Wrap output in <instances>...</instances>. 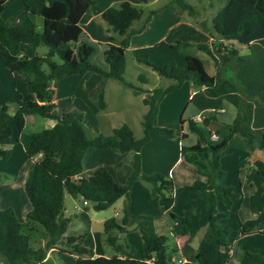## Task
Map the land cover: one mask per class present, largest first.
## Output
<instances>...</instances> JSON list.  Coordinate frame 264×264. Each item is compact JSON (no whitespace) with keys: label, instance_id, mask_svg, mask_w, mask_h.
Listing matches in <instances>:
<instances>
[{"label":"trees","instance_id":"obj_1","mask_svg":"<svg viewBox=\"0 0 264 264\" xmlns=\"http://www.w3.org/2000/svg\"><path fill=\"white\" fill-rule=\"evenodd\" d=\"M7 1L0 0V53L7 68L26 77L35 99L21 98L13 115L9 113L6 101L0 103V158H10L15 139L23 144L29 158L38 155L40 158L35 160L25 182L31 203L27 221H20L12 207L0 209L2 264H56L46 256L49 250L59 246L62 251L74 253L77 264H173L169 236L155 231L153 217L131 212L130 191L136 180L149 183L152 193L159 196L161 204L175 221L174 233L190 240L206 228L195 254L196 264H227L231 259L232 244L228 241L229 229L218 222L225 213L219 212L217 202L221 198L231 205L238 194L233 187L222 183L225 170L221 157L230 151L228 142L234 134L264 151V0H227L212 19V29L221 39L218 45L215 41L171 44L178 50L194 45L207 52L215 63L214 74L208 73L202 59L192 54H186L184 68L174 61L157 64L144 59L160 76L172 82L147 90L144 103L148 110L142 120V136L135 135L127 123L115 128L111 135H89L83 112L72 110L57 114L52 99L59 80L73 74L101 75L95 92L102 108L106 106L104 87L110 78L133 87L136 92L143 91L125 79L126 51L132 35L143 31L159 9L150 11L144 18V10L129 0L107 7L101 16L109 31L122 36L116 43L113 39H93L81 25L83 15L95 0H20L24 10L13 22L2 18ZM141 1L147 3L150 0ZM175 1L182 10L190 9L192 14L196 13L194 6L185 0ZM168 7H174V4ZM37 15L43 18L42 29L34 20ZM136 22H139L138 26H134ZM203 25L207 29L206 20ZM224 40L237 41L247 52L242 54L241 49L230 48ZM24 44L34 49L31 55L23 53ZM41 46L48 50L40 53L38 48ZM186 80L192 81L198 89L191 101L202 109L221 107L226 99L237 108V115L227 125L228 134L218 140H212L211 134L203 129L210 124L212 115L205 116L201 122L188 119L190 130L197 134V141L192 145L183 144L181 152L185 160L196 165L203 178L182 187L195 194L189 198L194 210L176 214L171 210L177 189L173 178L163 173H145L141 167L140 150L150 139L151 130L174 136V129L157 125L159 104L167 93L179 88ZM242 90L247 93V100ZM30 114L56 122L40 131L25 132L26 116ZM181 122L185 120L182 118ZM182 137L186 139L187 134L183 133ZM89 147L134 150L132 172L127 182L118 183L106 167L85 175L83 156ZM242 171L255 187L249 202L258 215L241 223V235L264 233V230H257L258 226L264 225V160H249ZM1 176L0 172V180ZM67 193L92 201L95 210L106 209L122 198V217H110L104 221L106 240L120 252V234L138 229L142 238V257H123L119 253L88 256L90 250L83 244L84 234L66 235L72 220L65 214ZM36 222L42 224L48 233L43 247H34L30 242ZM239 264H264V255L246 251Z\"/></svg>","mask_w":264,"mask_h":264},{"label":"rangeland","instance_id":"obj_2","mask_svg":"<svg viewBox=\"0 0 264 264\" xmlns=\"http://www.w3.org/2000/svg\"><path fill=\"white\" fill-rule=\"evenodd\" d=\"M97 4L93 6L90 14H94L95 18L91 25L87 26L90 33L95 37L100 39L111 40L114 37V41L119 43L122 36L115 31L107 30V23L101 16L99 12L100 9L109 3L110 6H118L123 0H97ZM227 0H185V2L194 6L197 10L195 14L191 13L190 9L182 10L175 0H150L147 3L141 0H136L132 2L137 7L144 10V18L147 17L150 11L154 9H159V15L155 17L152 15L151 20L147 26V30L144 33L136 35V39L128 47L126 51L127 66L125 71V79L128 82L133 83L136 87H141L143 91L136 92L135 89L117 79L110 78L104 87V99L106 106L104 108L100 107L98 103V95L95 96V101L86 98L84 111L86 113L85 126L89 135H95L97 130L103 132L98 134L111 135L113 130L120 127L122 124H129L135 135H143V125L142 120L144 114L148 110V106L144 103V97L147 95V90L155 86H167L172 81L170 79L164 78L158 74L156 70L153 69L151 65L144 61L147 58L152 63L162 64L174 61L179 67H186V54H192L198 56L202 59L205 69L208 73H215V63L212 57L205 52L197 48L196 46H189L186 48L170 49L165 45V41L169 42L174 39L175 35L178 37L184 35V26L187 24L192 28L202 29L205 31L209 37H212L208 41V36L204 34L203 31H193L189 30L190 35H195L198 37V42H212L215 41L216 45L219 39L212 29V19L214 15L223 7ZM15 2H21L19 0H9L7 3V9L2 13V18L6 21H17L15 18L16 5ZM174 4V7H168L170 4ZM176 15L179 16L176 20H171L168 16ZM90 17L88 14L85 21ZM35 22L39 25V29H42L43 18L41 16L34 17ZM206 20L207 29H204L203 21ZM139 22L135 23L138 26ZM190 27V28H191ZM98 41H101V40ZM180 39V38H178ZM195 39V38H194ZM97 40V39H96ZM175 39L173 42H177ZM225 44V43H224ZM227 46L230 48H238V43L226 42ZM48 50L46 46H41L38 48L40 53H45ZM246 49H241V53H246ZM2 59L0 53V61ZM4 69L0 70V103L6 101L9 106V113L11 115L15 114L18 110V101L23 99H33L35 95L29 91L28 82L24 75L19 72H12L3 63ZM94 77L90 80H101L99 73H94ZM99 77V78H98ZM95 78V79H94ZM86 80V79H83ZM17 81V82H16ZM99 84L96 86L98 87ZM242 95L245 100L248 99L246 92L242 90ZM174 94V93H173ZM177 94V93H175ZM174 94V95H175ZM171 95V96H174ZM172 97H167L165 102ZM181 107L178 110L177 118L173 122L175 129L180 130L182 126L181 117L185 120L184 126L185 130L189 133L191 138H197V134L192 132L189 128V121L191 115L195 113L194 104L187 102L184 98L180 101ZM60 109H72L74 105H70L68 101L63 102ZM226 112L223 114L211 113L213 116V122L211 126H203L206 133L211 131L215 132L218 130L220 134H224L228 131L227 125L231 123L237 114V108L229 101L225 102ZM62 111V110H60ZM72 111V110H69ZM205 116V115H204ZM207 116V115H206ZM37 119L32 118L28 120L25 126V132L40 131L44 128L50 127L49 123L51 119L43 117L41 115L35 116ZM99 124V128L97 126ZM173 129V128H172ZM236 139L232 140L229 144L230 148L234 149L230 151L227 155L239 156L240 144L238 140L242 138L236 135ZM243 140V139H242ZM242 142V141H241ZM187 143V142H186ZM235 145V146H234ZM251 146V144H249ZM228 146V147H229ZM253 150L256 152V145H252ZM0 147L2 145L0 144ZM235 147V148H234ZM40 155L35 158H29L26 155L23 145L15 147V155L11 159L0 158L1 165V180H0V209H6L12 207L17 212V217L20 221H27V211L31 208V203L28 199L25 182L28 177L29 170L33 167L35 160L39 159ZM227 159L224 164L223 169L225 170V176L222 179V183L227 186L234 188V191L242 199V190L240 186V179H246L245 175H242L239 171L238 166H236V161H229ZM246 164V163H245ZM244 164V165H245ZM194 168L197 167L191 163ZM243 165V166H244ZM179 170L176 169V173ZM181 189L180 192H183ZM188 192V191H185ZM176 193V191H175ZM239 199L235 200V204L240 202ZM82 197H78L76 200L68 194V212L67 215L71 216L72 220L69 225V229L66 233L67 236L70 235H80L84 234L85 238L83 244L88 247L91 251H98L105 256H111L119 253L113 245H110L106 240V234L104 232V220L110 217L121 218L123 215V199H119L112 205L103 210H95L93 208V202L88 201L84 203ZM219 201V212H224L225 215L219 219V224L225 228L229 229L228 241L233 245L234 252L232 255V260L229 264L239 263L240 255L244 248L248 251L256 253H264V233L256 232L253 235L246 237H241L240 223L237 216V205L234 208H230L221 198ZM249 206V203L246 204ZM245 212V211H244ZM249 212V211H248ZM248 212H245L248 214ZM244 214V213H243ZM244 216V215H243ZM246 217V216H245ZM206 228H202L195 241H200V239L205 234ZM169 236V242H173L174 238L167 232ZM48 239V233L45 227L36 222L35 230L32 232L31 244L34 247H43ZM126 242L138 243L141 242V234L138 229H136V235L128 237L124 234H120L119 243L124 247ZM61 246L56 248L53 252L48 255L49 259L56 264H77L76 255L67 251H62ZM260 253V254H261Z\"/></svg>","mask_w":264,"mask_h":264},{"label":"crops","instance_id":"obj_3","mask_svg":"<svg viewBox=\"0 0 264 264\" xmlns=\"http://www.w3.org/2000/svg\"><path fill=\"white\" fill-rule=\"evenodd\" d=\"M8 1H7V3H8ZM129 1L136 2V0H129ZM97 2L98 1L95 0V3L91 6L90 10L83 15V17L81 19V25L88 31V33L90 34V36L93 39L99 40L100 38L92 35V33H90V31L87 27V26L91 25L94 21L95 15L94 14L91 15L90 12L92 11L93 6H95L97 4ZM14 4L16 5L15 18L18 20L19 15L24 10V5L22 2H21V4H19V2H15ZM110 5H111V3L104 5L100 9L99 12L102 14V12L107 7H109ZM7 7H6V9H7ZM158 13L159 12L154 14L155 17H157L159 15ZM88 14L90 15V17L85 21V18L87 17ZM168 16L170 17V19L172 21L173 20H176V22L178 21L177 18L179 16L176 15V18L173 17V15H171V14H169ZM149 21L147 22L143 31H141L139 33H135L132 35V37L130 39V45L132 42L135 41L136 35L144 33V31L147 30V26L149 24ZM134 26H135V24H134ZM184 27H185L183 29L184 35H181L182 37H178V34H177V35H175L174 39H172L171 41H169V42L165 41V45L168 46L170 49H174L171 47V44H175V42H173L175 39H177L178 41H185V42L188 41V42H192V43L199 41L197 39L198 37H194L195 35H190L189 30L191 29L193 31L199 32V30L203 31L202 29L197 28V30H196V28H192L188 24ZM107 30H108V27H107ZM203 32L205 35L208 36V34L205 31H203ZM112 38L114 40V37H112ZM178 38H180V39H178ZM210 38L212 39V37L208 36V41L211 40ZM100 40L101 41H109L108 39H100ZM216 40L218 42L221 41V39H216ZM200 42H202V41H200ZM226 42H230V41L224 40L225 45H227ZM231 42L238 43L237 41H234V40ZM238 45L239 46H237V47L239 49L243 48L241 44L238 43ZM22 49H23V53L28 54V55H31L34 52V49L27 44H24L22 46ZM3 61H4V59H3ZM3 63H5V62H2V60H1L0 61V70L4 69ZM186 65H187V62H186ZM93 75H94V73H91L88 75L73 74V75L66 76V77H63L62 79H60L58 84L55 87L54 96L52 99V102L55 104L54 111L57 114H62L64 112H68L69 110H77V111L83 112L84 113V122H85L86 113L83 109L84 107H82V106L86 105L85 100L87 97H89L90 99H93L95 101V96L98 95L95 92V89L97 88L96 86L98 84H100V81H101V80H90L91 77H94ZM101 78L102 77H100L99 79H101ZM83 79H86V80H83ZM197 90L198 89L194 86L192 81L186 80L183 82V84L179 88L167 93L163 97V99L161 100V102L159 104V111H158V116H157V125L163 126V127H168V128H173L175 131V134H174V136H166V135L159 133L155 130H151L150 131V139L142 146V148L140 150L141 167L145 173H147V174L163 173V174H167L173 178L177 189H176V193H175V202H174L171 210H172V212H174L176 214H184V213H186L187 210H194V207L189 203V198L194 197L195 194H193L192 192L185 190V189L183 192H180V190L183 189L182 188L183 186L191 184L193 181H195L197 179L203 178V176L198 172V170H196V168H194V166H192L190 162H188L187 160L184 159L182 152H181L183 144L192 145V144L196 143L197 138L196 139L191 138L189 133L185 130V126H184L185 124L184 123H182L180 130L172 127L175 118H177L176 117L178 114L177 112H178L179 108L181 107L180 101L184 98L187 102H191L194 104L195 113L193 115H191L190 118H195L199 114H202L203 116L209 115L211 113L223 114L226 112L225 102L228 101V100L224 99L221 107H218V108L209 107V108L202 109L200 106H198V104L191 101L193 95L196 93ZM94 93H95V96L93 95ZM173 93L174 94L177 93V94L174 95ZM171 95H174V96H171ZM169 96L172 98H170L168 100V102H165V100ZM246 96H248L247 93H246ZM33 99H35V98H33ZM66 101H68V103L70 105H74L75 107H72V109H60L61 104L63 102H66ZM60 110H62V111H60ZM35 116L36 115H33V114L27 115L26 116V124L28 123V120L31 118L33 120H36L37 118ZM46 118H48V117H46ZM48 119H51V118H48ZM181 119H182V117H181ZM213 120L214 119H212L210 124L208 125L209 127L211 126ZM55 122H56L55 119H51L49 126L50 127L53 126L55 124ZM97 126L99 128V124H97ZM24 131H25V129H24ZM101 132H103V131L98 129L97 133H95V134H98ZM218 132H219L218 130H216L215 132L211 131L210 134L216 133L220 138H222L228 134V131L224 134H220ZM183 133L187 134L186 139H183V137H182ZM236 135H238V134H234L230 138V140L228 142V146L232 140L236 139V137H237ZM242 139L238 140V141H240L239 142V144H240L239 156L234 157V156H232L233 155L232 154L231 156L228 157L227 154L230 151L234 150L233 148L231 149L229 146L228 148L230 149V151L228 153H225L221 157V164H222V167H224V164L226 163L227 159H231L229 161H232V162L236 161L235 164H236V166H238L240 173L242 175H245L244 172L242 171L243 165L247 161L253 160L256 158L264 160V151L261 150L260 148H258V146H256V152H255L252 148L253 147L252 145H254V144H251V146H250L249 145L250 143H248L244 138H242ZM21 144L22 143L20 141H17L16 139L14 140V143L11 145L12 154H11L9 159L14 157L15 147H19V145H21ZM134 154H135L134 150L119 151V150L113 149L111 147H89L83 156L84 174L86 175V174H88V172H90L94 169H97L99 167H106L118 183L124 184L127 182L128 178L132 172V160H133ZM178 167H179V170L176 173V169H178ZM0 170H1V165H0ZM240 186H241V190L243 192L242 193V195H243L242 199L240 200V196L238 195V197H236L233 200V203L231 205H228L227 203L226 204L228 206H230V208H234L237 205L236 213H237L238 220H239V223L241 226L242 222H244L250 218L256 217L258 215V211L255 208H253L249 202V197L255 191V187L252 186L246 179H240ZM185 191H188V192H185ZM69 195H71V194H69ZM67 197H68V193L66 194V198H65V204H66L65 214L66 215L68 212V203L66 202ZM71 197H73L75 200L78 198V197H74L72 195H71ZM236 199L240 200V202H238L237 204H235ZM85 201H84V203H85ZM247 203H249V206H246ZM217 207L219 210V201L217 202ZM130 209L134 215H147V216L153 217L154 229L157 233L167 235L168 234L167 232H169L170 235L173 236L174 241L171 243L169 242V244H170L169 254L172 258L173 264H196L194 258H195V254L197 252L198 245L200 243V241H198V242L195 241L198 233L194 237H192L190 240H188L187 236H182V235H178V234L174 233L173 232V228L175 225L174 219L171 217L170 212H168L165 209V207L161 204L159 196L154 195L152 193L151 187H150L149 183H147L146 181L136 180L133 183L131 191H130ZM244 211L245 212L249 211V212L247 214ZM27 213H28V211H27ZM16 214H17V212H16ZM67 216H69V215H67ZM68 229H69V227H68ZM257 230H264V225L262 224V225L258 226ZM253 234H255V233H253ZM253 234H249V235H253ZM126 235L128 237L136 235V229H132ZM249 235H242L241 237H246ZM141 243H142V238H141V242H138L137 244L133 243V242H128V245L125 244V247L122 245V249L119 252V255L123 256V257L141 258L142 257L141 253H140ZM54 250L51 249L47 252V256H46L47 259H49L48 255L50 254V252H53ZM246 251H248V249L244 248L243 252L240 255V259H239L240 261L243 258ZM233 252H234V248L232 245L231 259L227 264H229L231 262ZM261 254L264 255V253H261ZM100 255H103V254L99 253L98 251L93 252L91 250L88 254V256H92V257H96V256H100ZM0 264H2L1 256H0ZM36 264H38V263H36ZM235 264H239V263H235Z\"/></svg>","mask_w":264,"mask_h":264},{"label":"built area","instance_id":"obj_4","mask_svg":"<svg viewBox=\"0 0 264 264\" xmlns=\"http://www.w3.org/2000/svg\"><path fill=\"white\" fill-rule=\"evenodd\" d=\"M205 116H203L202 114H199L197 115L194 119L197 120V121H202L204 119ZM210 138L212 140H218L219 139V136L216 134V133H212ZM87 202V200L85 201V203Z\"/></svg>","mask_w":264,"mask_h":264},{"label":"water","instance_id":"obj_5","mask_svg":"<svg viewBox=\"0 0 264 264\" xmlns=\"http://www.w3.org/2000/svg\"><path fill=\"white\" fill-rule=\"evenodd\" d=\"M122 234H124V233H122Z\"/></svg>","mask_w":264,"mask_h":264}]
</instances>
